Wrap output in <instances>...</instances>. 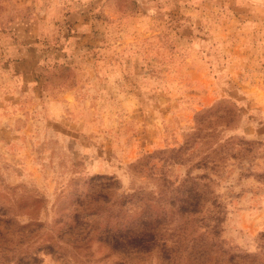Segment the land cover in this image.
Segmentation results:
<instances>
[{
    "label": "rangeland",
    "instance_id": "rangeland-1",
    "mask_svg": "<svg viewBox=\"0 0 264 264\" xmlns=\"http://www.w3.org/2000/svg\"><path fill=\"white\" fill-rule=\"evenodd\" d=\"M0 264H264V0H0Z\"/></svg>",
    "mask_w": 264,
    "mask_h": 264
},
{
    "label": "trees",
    "instance_id": "trees-1",
    "mask_svg": "<svg viewBox=\"0 0 264 264\" xmlns=\"http://www.w3.org/2000/svg\"><path fill=\"white\" fill-rule=\"evenodd\" d=\"M145 230V229H144ZM138 230H133L132 232H137ZM136 236H147V231H141L140 233L138 234H135ZM140 239H143L144 241H140ZM134 247L137 248V247H141L140 245H145L146 243H148V241H146L147 239L146 238H138V237H134ZM139 249V248H137ZM136 250V249H135Z\"/></svg>",
    "mask_w": 264,
    "mask_h": 264
}]
</instances>
